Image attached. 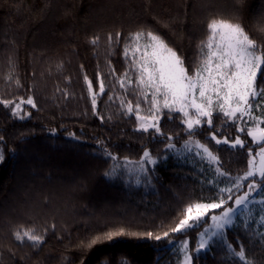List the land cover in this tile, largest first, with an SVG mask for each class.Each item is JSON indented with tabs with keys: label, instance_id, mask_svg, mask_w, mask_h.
I'll return each instance as SVG.
<instances>
[{
	"label": "trees",
	"instance_id": "1",
	"mask_svg": "<svg viewBox=\"0 0 264 264\" xmlns=\"http://www.w3.org/2000/svg\"><path fill=\"white\" fill-rule=\"evenodd\" d=\"M220 21L238 25L261 55L254 104L264 118V0H0V264H179L178 242H189L191 264H264V235L243 224L227 228V244L198 249L212 214L264 174L182 231L191 206L220 197L170 153L193 140L242 177L264 142L221 111L193 126L165 111L143 129L123 107L137 35L160 38L193 76ZM148 158L160 160L152 189L107 176L116 161ZM26 232L38 240L22 239Z\"/></svg>",
	"mask_w": 264,
	"mask_h": 264
},
{
	"label": "rangeland",
	"instance_id": "2",
	"mask_svg": "<svg viewBox=\"0 0 264 264\" xmlns=\"http://www.w3.org/2000/svg\"><path fill=\"white\" fill-rule=\"evenodd\" d=\"M212 31L208 57L193 76L186 72L178 55L160 38L137 35L136 42L128 50L132 70L121 80L131 104L123 107L136 116L138 127L143 129L155 128L165 111L182 113L190 126L221 111L232 119L243 121L254 142L263 143L264 118L256 115L254 104L259 92L256 81L262 66L261 55L238 25L215 22ZM90 91L95 104L96 95ZM31 104L32 99L17 101L15 110ZM170 153L195 165L220 197L217 202L191 206L179 225L178 230L182 231L199 225L210 210L226 202L232 191L241 189L247 180L264 174V146L252 156L250 169L242 177L225 174L196 141L191 140L180 148L171 147ZM1 157L0 150V161ZM159 162L158 158L138 163L116 161L107 176L112 180L119 179L129 187L142 186L149 190L154 188L151 169ZM238 224L264 235V183L252 182L246 192L236 198L232 208L212 214L209 224L199 234L198 249L209 248L215 243L227 244V228ZM20 237L38 240L32 232L22 233ZM174 251L180 255L179 264H191L189 242H178Z\"/></svg>",
	"mask_w": 264,
	"mask_h": 264
}]
</instances>
